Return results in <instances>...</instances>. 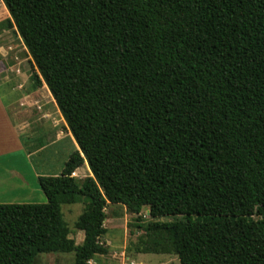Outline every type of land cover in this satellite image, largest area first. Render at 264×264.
<instances>
[{"label": "trees", "instance_id": "1", "mask_svg": "<svg viewBox=\"0 0 264 264\" xmlns=\"http://www.w3.org/2000/svg\"><path fill=\"white\" fill-rule=\"evenodd\" d=\"M1 2L78 149L45 203L0 204V264L105 255L107 204L170 218L136 253L264 264V0ZM82 201L75 245L61 206Z\"/></svg>", "mask_w": 264, "mask_h": 264}, {"label": "rangeland", "instance_id": "2", "mask_svg": "<svg viewBox=\"0 0 264 264\" xmlns=\"http://www.w3.org/2000/svg\"><path fill=\"white\" fill-rule=\"evenodd\" d=\"M8 18V13L0 0V23ZM0 55L9 59L11 57L22 60L27 59L28 63L27 65L24 64V67L26 71L29 69V73H31L30 57L11 28H5L0 31ZM0 93H4L2 88H0ZM6 98V95H2L3 102L6 101ZM50 157L51 159H47L50 163V170L56 171L58 168L62 170L64 158L60 149L52 151ZM45 158L38 155L27 157L24 153L16 152L4 159H0V204H26L28 201H37V194L31 190V186L21 185L17 178L10 177L8 170L13 169L24 178L30 179L29 174L40 173L42 167L39 163L42 162L44 164L43 160ZM83 168H85V165ZM85 172L86 174H72V176L77 180H83L85 177L90 176L87 171ZM45 202L44 199V202H38V204ZM84 206V201L61 206L63 219L70 230L69 238L73 239L75 245H81L84 239L83 232L76 230L74 227ZM105 214L106 219L103 227L106 229V233L101 236L100 243L106 248L107 253L95 256L88 264H179L178 259L174 255L139 254L134 250V246L138 241L141 238H145L148 234L144 228L138 229L136 225H145L150 221H169L170 218L152 219L148 216L146 208H143L139 215H132L127 213L123 206L111 204H107ZM73 261V252L39 253L34 259V264H72Z\"/></svg>", "mask_w": 264, "mask_h": 264}, {"label": "crops", "instance_id": "3", "mask_svg": "<svg viewBox=\"0 0 264 264\" xmlns=\"http://www.w3.org/2000/svg\"><path fill=\"white\" fill-rule=\"evenodd\" d=\"M27 63V59H9L0 55V88L4 90V93H0V159L16 152L24 153L27 157H46L44 164L39 163L42 167L40 173L29 174L30 179L13 169L8 170L10 177L17 178L21 185L31 186V190L37 194V201L26 204H38L45 199L38 186V178L58 176L62 171L59 168L50 170L47 159H51L52 151L60 149L65 163L78 147L46 86L42 84L37 89L31 88L30 75L33 70L31 73L29 69L26 71L24 64ZM2 95L7 96L4 102ZM85 171L90 175L84 162L73 175L86 174Z\"/></svg>", "mask_w": 264, "mask_h": 264}]
</instances>
